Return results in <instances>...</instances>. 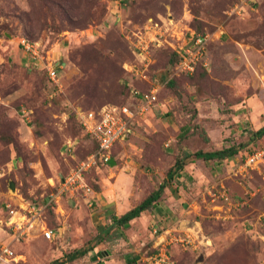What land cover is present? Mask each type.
<instances>
[{
	"label": "rangeland",
	"instance_id": "374dc122",
	"mask_svg": "<svg viewBox=\"0 0 264 264\" xmlns=\"http://www.w3.org/2000/svg\"><path fill=\"white\" fill-rule=\"evenodd\" d=\"M189 32L205 37V65L183 74ZM105 106L131 114L112 165L86 172L87 192H58L94 151L85 115ZM263 126L264 0H0V247L15 255L0 264H154L157 252L160 264H264V162L242 166L244 150L264 149ZM228 147L238 153L184 158ZM160 184L153 208L112 222ZM31 205L20 235L9 211L22 222Z\"/></svg>",
	"mask_w": 264,
	"mask_h": 264
},
{
	"label": "built area",
	"instance_id": "2783aa9c",
	"mask_svg": "<svg viewBox=\"0 0 264 264\" xmlns=\"http://www.w3.org/2000/svg\"><path fill=\"white\" fill-rule=\"evenodd\" d=\"M183 44H181L177 51L179 55V60L177 61L175 68L179 73L191 74L197 64L205 65L203 63L204 53H205V37L201 34L195 32H189ZM20 46L26 54L31 56L35 62V57H38V50L36 44L34 45L32 41L21 39ZM56 68L58 66L48 65L46 67L47 76L49 79H54L56 77ZM143 100L146 103H150L155 100V95L153 91L148 94L142 95ZM142 100V101H143ZM131 114L125 107H102L94 112H89L84 117L83 126L85 128L86 134L89 136L94 144V151L90 153L85 160L81 161L75 168H73L66 176L57 180L56 188L58 192L73 191V190H83L85 192L89 191V187L84 183V176L89 169L95 165L97 162H106L111 149L120 141L124 140L129 133V119ZM69 145H67V148ZM243 155V167H253L264 162V149L252 148L250 150H244ZM38 209L33 205L30 206L29 214L32 213L33 217L26 219V216L19 213L22 216L23 222H15L13 219V214L16 212L10 210L9 214L11 217L8 219L9 225L15 224V229L20 235L26 234V229L28 227L26 224L31 222L35 215H37ZM22 223V224H21ZM26 226V227H25ZM42 237L45 240H50L53 237V232L51 229L42 230ZM8 256L15 257L13 252L9 250L6 246L0 247V257ZM165 254L157 252L154 254L150 261L154 264H160L166 261Z\"/></svg>",
	"mask_w": 264,
	"mask_h": 264
},
{
	"label": "trees",
	"instance_id": "16d2710c",
	"mask_svg": "<svg viewBox=\"0 0 264 264\" xmlns=\"http://www.w3.org/2000/svg\"><path fill=\"white\" fill-rule=\"evenodd\" d=\"M179 60V55L177 53H175V63H177V61ZM201 65V64H197L193 70V72L196 70L197 66ZM192 72V73H193ZM191 73V74H192ZM264 134V126L259 129L258 131H256L254 133V135L256 136H261ZM238 148H234V147H228V148H222L220 150H216V151H212V152H207V153H202V152H195L193 154H185L184 158H189L190 156L193 157L194 159H201L204 161L207 160H222V159H226V158H230L232 156H234L236 153H238ZM182 164L183 161L181 160H177L174 162V169L169 170L166 174V181H170L172 179V177L176 174L177 171H181L182 169ZM164 184H160L156 190H154L153 192H151L147 197H145L138 205H136L135 207L129 209L128 211H126L125 213H123L121 216L119 217H113L112 222L118 226V227H122V228H127L128 227V223L137 218L144 210L152 207L153 208V203H155L163 189H164ZM85 253V250H77V251H73L70 254H66L64 256V260L63 262H70L72 260H74L77 256H81Z\"/></svg>",
	"mask_w": 264,
	"mask_h": 264
},
{
	"label": "water",
	"instance_id": "95a60500",
	"mask_svg": "<svg viewBox=\"0 0 264 264\" xmlns=\"http://www.w3.org/2000/svg\"><path fill=\"white\" fill-rule=\"evenodd\" d=\"M107 163H108L109 165H112V160L109 159V160L107 161ZM10 187H11V188L13 187L12 184H10ZM99 256H100V255L98 254L97 256L93 257L92 259L95 260L96 257H99Z\"/></svg>",
	"mask_w": 264,
	"mask_h": 264
}]
</instances>
